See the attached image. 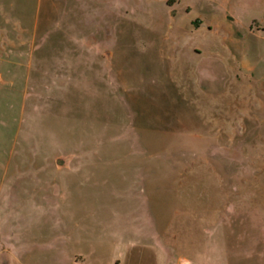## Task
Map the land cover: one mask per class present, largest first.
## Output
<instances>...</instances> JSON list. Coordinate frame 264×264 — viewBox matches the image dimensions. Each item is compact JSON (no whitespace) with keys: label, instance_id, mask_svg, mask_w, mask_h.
I'll return each instance as SVG.
<instances>
[{"label":"rangeland","instance_id":"1","mask_svg":"<svg viewBox=\"0 0 264 264\" xmlns=\"http://www.w3.org/2000/svg\"><path fill=\"white\" fill-rule=\"evenodd\" d=\"M0 264H264V0H0Z\"/></svg>","mask_w":264,"mask_h":264}]
</instances>
